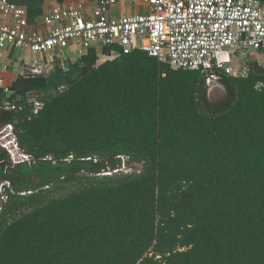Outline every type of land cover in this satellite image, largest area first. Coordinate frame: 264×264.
I'll return each mask as SVG.
<instances>
[{
  "label": "trees",
  "instance_id": "trees-1",
  "mask_svg": "<svg viewBox=\"0 0 264 264\" xmlns=\"http://www.w3.org/2000/svg\"><path fill=\"white\" fill-rule=\"evenodd\" d=\"M45 2L23 0L31 23ZM98 62L92 48L68 71L0 74V129L32 157L0 147V264H264V64L218 71L213 103L201 71L139 50Z\"/></svg>",
  "mask_w": 264,
  "mask_h": 264
},
{
  "label": "built area",
  "instance_id": "built-area-1",
  "mask_svg": "<svg viewBox=\"0 0 264 264\" xmlns=\"http://www.w3.org/2000/svg\"><path fill=\"white\" fill-rule=\"evenodd\" d=\"M120 1H131L142 11L112 18L110 12ZM71 47H76L81 57L100 47L104 61L144 51L171 69L208 74L210 88L219 83L218 71L247 76L248 56L257 54L264 58V0H98L93 10L87 8L84 0H76L52 8L42 22L35 23L30 22L23 0H0V66L4 71L10 68L4 62V53L11 48L44 57L64 54ZM111 48L110 55L103 53ZM48 65L36 60L27 73L43 75L49 70ZM62 68L68 71L69 66L62 64ZM2 87L4 81L0 79ZM28 101L34 115L44 107L32 94ZM4 108L21 110L9 102ZM0 147L14 164L32 159L21 149L12 124L0 129ZM124 168L126 165L101 175L130 172ZM10 188L9 182L1 184L3 200L8 199L6 189Z\"/></svg>",
  "mask_w": 264,
  "mask_h": 264
},
{
  "label": "crops",
  "instance_id": "crops-1",
  "mask_svg": "<svg viewBox=\"0 0 264 264\" xmlns=\"http://www.w3.org/2000/svg\"><path fill=\"white\" fill-rule=\"evenodd\" d=\"M76 0H46L43 13L36 19V22H42L51 11L52 8L56 6H66ZM88 9L93 10L98 2V0H84ZM142 11V9L131 1H120L118 5L111 10L110 16L112 18H121L124 16L138 14ZM97 50L100 58V54L102 49L100 47H94ZM81 56H79L76 47H71L67 50L64 54L54 55H47L44 57H38L31 52H23L17 49L11 48L6 53H4V62L10 66L9 70H12L13 73L17 75H24L28 71V67L36 60H40L43 63H49L48 65L49 70L47 72L53 71L54 66L56 64L71 65L76 63ZM262 58V59H261ZM258 61L264 64V58L262 55L258 56ZM7 71H4L3 67L0 66V74ZM11 94H9L10 96Z\"/></svg>",
  "mask_w": 264,
  "mask_h": 264
},
{
  "label": "rangeland",
  "instance_id": "rangeland-1",
  "mask_svg": "<svg viewBox=\"0 0 264 264\" xmlns=\"http://www.w3.org/2000/svg\"><path fill=\"white\" fill-rule=\"evenodd\" d=\"M258 56L257 54H250L248 56V60H251V61H258ZM262 59V58H261ZM103 58H99V62L98 63H101L103 62ZM243 61V59H242ZM234 68L235 70L237 69V64L234 65ZM225 89L222 87L221 84L219 83H213L210 85V88H209V99L211 102L213 103H220L224 97H225ZM135 169H141V166L139 165H135L134 166ZM124 169H127L128 170V166L126 165V168ZM126 170V171H127ZM131 172V170H128ZM125 172V170L123 171ZM126 173V172H125ZM85 186L83 185H78V184H75V185H72V186H64L62 188H57V189H54L52 190L49 195H48V199H55V198H59V197H63V196H66V195H69L70 193L74 192V191H77L79 189H83ZM6 200H3L1 197H0V209L3 205V203H5Z\"/></svg>",
  "mask_w": 264,
  "mask_h": 264
}]
</instances>
